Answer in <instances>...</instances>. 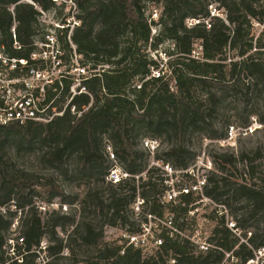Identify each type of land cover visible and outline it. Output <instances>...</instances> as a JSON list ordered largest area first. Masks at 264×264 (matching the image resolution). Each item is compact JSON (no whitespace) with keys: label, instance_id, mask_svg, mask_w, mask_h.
Listing matches in <instances>:
<instances>
[{"label":"trees","instance_id":"1","mask_svg":"<svg viewBox=\"0 0 264 264\" xmlns=\"http://www.w3.org/2000/svg\"><path fill=\"white\" fill-rule=\"evenodd\" d=\"M32 1L45 11L56 7L52 0ZM75 2L80 24L73 28L71 40L82 62L99 70L84 82L89 94L72 99L78 109L88 106L79 117L66 112L47 124L0 127V208H6L0 209V264H264V140L253 149L212 156L215 168L205 177L202 196L217 206L208 216L213 223L209 234L201 236L205 249L186 232L187 216L202 197L187 193L176 202L163 201L165 191L177 182L167 178L164 183L160 168L147 164L150 154L141 146L145 138L157 139L154 160L185 170L196 160L184 141L188 132L214 139L226 136L227 122L219 133L211 116L227 92L244 88L243 97L250 93L264 103V29L256 38L251 34L254 22L264 23V0ZM148 3L161 5L156 20L145 15ZM209 4H216L224 18L210 15ZM10 6L18 49L12 46ZM38 15L29 3L0 0V45L13 56L27 57L41 30ZM188 18L198 22L186 27ZM151 26L157 28L155 35ZM165 41L171 47L163 51L167 60L161 65L147 50L158 54ZM196 41L201 49L193 53ZM61 43L68 48L64 37ZM196 90L203 98H196ZM250 113L264 124V111ZM243 120V127L250 124L248 116ZM10 133L42 142L41 162L65 177L72 156L75 177H97L101 189H88L76 208L62 212L61 205H72L78 195L64 196L63 188L47 178L42 184L50 193L46 206L55 197L63 198L41 219L34 203L41 193L35 189L41 177L13 164L5 145ZM107 144L128 174L117 184L105 179L112 166ZM137 197L143 200L139 208L144 223L147 215L160 220L171 216L176 230L153 227L151 241L161 243L150 253L126 241L104 240L105 226L141 232V222L133 219L139 216L133 206ZM17 213L18 235L11 248L10 227Z\"/></svg>","mask_w":264,"mask_h":264},{"label":"built area","instance_id":"2","mask_svg":"<svg viewBox=\"0 0 264 264\" xmlns=\"http://www.w3.org/2000/svg\"><path fill=\"white\" fill-rule=\"evenodd\" d=\"M56 7L53 10L45 11L36 5L32 0L28 3L38 11V22L41 25L40 32L33 38L34 49L27 57H18L11 55L5 48L0 45V127L11 124L25 125L27 123L36 122L47 124L53 121L56 117L63 115L66 112L71 113L76 118L79 117L88 106L78 109L72 104L73 97L80 94H89L85 88L84 82L96 74L99 68H92L89 64L82 62V55L76 51V46L71 40V34L74 27L78 26L80 21L76 18L77 7L75 0H52ZM68 7L67 14L62 19L55 18L56 9ZM12 15V24L10 33L12 38V46L14 49L20 48L16 36V21L14 19L13 7L9 9ZM198 20L193 18L186 19L187 22ZM64 37L68 43V48H64L61 43V38ZM201 47L199 46V50ZM199 50H194L196 53ZM253 125H248L241 128L242 132L230 125L227 128L226 136L221 139V144L229 143L240 133L247 134L254 131ZM142 148L153 157L155 151L159 147L157 139L145 138L141 142ZM106 152L112 166L109 169L106 181L113 184L119 183L128 174L122 170L117 164L114 153L111 147L106 145ZM196 161V160H195ZM161 168V175L164 178V183H167V178L178 181L175 178V173L187 174L195 162L185 170H174L169 164H160L155 162ZM205 166L208 171L212 170L211 163L207 161ZM205 176L201 180L192 181L189 187H180L175 190L172 186L165 191L163 201L169 202L178 201L180 194L192 193L199 195L202 199H208L202 196L203 186L205 184ZM201 199V200H202ZM143 200L136 198L133 206L134 210L138 211ZM56 209L60 204L51 203ZM47 206H39L42 211H45ZM68 209L66 204L61 205V211L66 212ZM151 220L153 218L155 227L161 225L176 231L172 225L171 216H167L163 220L147 215ZM159 221V223H157ZM233 224L230 223V226ZM141 232L138 234H129L125 232L127 245L135 247H144L143 251L149 250L146 244V236L150 235V227L148 224L140 223ZM143 237V238H142ZM161 241L153 239L151 247H157ZM201 249H205V244H200Z\"/></svg>","mask_w":264,"mask_h":264},{"label":"rangeland","instance_id":"3","mask_svg":"<svg viewBox=\"0 0 264 264\" xmlns=\"http://www.w3.org/2000/svg\"><path fill=\"white\" fill-rule=\"evenodd\" d=\"M20 2L28 3V0H20ZM76 3V2H75ZM216 4L208 5V11L210 15H218L221 18H224V13L221 10H215ZM13 6H10L8 9H11ZM68 7L64 5L63 8L56 9V16L57 19H62L63 16L67 14ZM161 11V5H154L152 3L146 4L145 7V15L148 17V19L156 20ZM80 24V23H79ZM186 27H191L194 24V20L187 22L185 20L184 22ZM264 29V23H253V27L251 30V34L256 38L258 34ZM157 33V28L155 26H151V34L155 35ZM125 40L128 38L124 37ZM171 47V43L169 41H165L160 47H159V53L153 52L152 50H147V53L150 57L157 60L158 62L165 63L167 60V57L164 56L163 51L167 50ZM195 50H199V41H196L194 43ZM174 57V56H172ZM237 90H242V92H236L234 90H231L225 94L224 100L220 104V109H217L214 113H212L211 121L213 122V125L216 130H218L219 133H223L225 130L224 123L227 122V124L235 126L239 132L241 131V128H243L244 124V118L248 116V120L250 122L249 125H253L254 129L252 133L247 132V134L240 133L237 135L233 141H230L229 143L221 144V139H214L209 138L207 135H205L202 132H188V134L184 137V141L187 144V146L195 153L196 155V161L195 164L191 167L190 171L185 173H175V178L178 179L177 185L174 186L175 190H178L180 187H189L194 180H201L202 176L208 175V170L205 166L208 165L207 161L211 163V168L214 170L215 164L213 163V157L212 156H218L225 152H237L240 149H253L256 145L260 144L264 140V124H260L256 117L257 115L250 113V110L255 109L259 111L260 113L264 111V103H262L261 100H257L254 95L248 94L247 97H243V94L245 93V89L238 88ZM196 98H201V94L198 90L195 92ZM201 96V97H200ZM203 98V97H202ZM40 130V129H39ZM163 144H166L164 140L166 139H160ZM6 148L8 150L10 159L12 160L13 164L29 173H32L34 175H37L40 178L41 185L36 186L35 189L39 190L41 193H39L38 198L34 199V203L37 206V210L40 213V218L43 219L45 216V211H50L51 209H55V206L49 205L45 208V211H42L39 206H43V204L46 205V202L50 196V193L47 191L48 186L42 185L47 182V178H52L54 180V183L57 185H60L63 188L64 196L72 197L73 195L77 194L78 197L74 201L72 205H67L68 209L67 211L73 208H76L79 201L82 200L83 196L90 188H100L101 189V183L97 181V177H83L80 179H77L78 177H75L76 175L72 173V169L74 167V158L71 156L67 158V168L68 173L66 177L64 176L63 172L56 171L52 169L47 164H44L41 162L40 159V151L42 148V142H40L38 139H34L32 141L28 140H20L18 138V135L16 133H10L7 137V141H5ZM146 162L149 165H154L156 167H159L156 165V161L152 156L146 157ZM259 161H257L258 163ZM160 168V167H159ZM161 170V168H160ZM233 174L237 175L238 171H232ZM63 197H55L53 203L59 204L61 202V199ZM202 203L200 205H196V208L189 212L187 216V220L189 221L190 225L186 232L187 234L192 235V239L195 240L199 245L205 244L203 242V238L201 236H207L210 232V226L213 224L208 220V216H210L211 211L213 208H215L217 205L213 203L210 199H202ZM10 209L14 210L13 204H10ZM1 210L6 209L5 207L0 208ZM66 211V212H67ZM135 211V210H134ZM168 211V209H166ZM137 214L139 213V216H134V220L136 222H144L143 217L144 214L141 213V208L138 209V211H135ZM227 215V214H226ZM20 216L19 213L15 215L13 218V222L10 227V235L8 239V243L11 245V248L13 244H15V237L18 235V217ZM228 219L230 217L227 215ZM163 220V219H161ZM159 223V221H157ZM161 224V223H159ZM230 226V224H229ZM148 227H152L150 230L153 231V227L155 228V222L153 219L148 218ZM125 231L120 229L119 227H111V226H105L104 227V240L111 242L115 241L118 243H124L125 238L123 237V234ZM62 236L64 234H61ZM143 238V237H142ZM146 244L147 248L149 250H146L144 252L150 253L152 251L151 247V236H146ZM206 245V244H205Z\"/></svg>","mask_w":264,"mask_h":264}]
</instances>
